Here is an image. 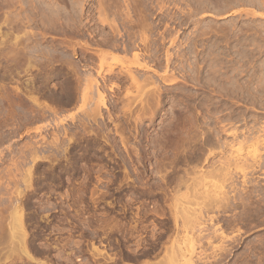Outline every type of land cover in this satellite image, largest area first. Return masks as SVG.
Here are the masks:
<instances>
[{
    "label": "rangeland",
    "instance_id": "374dc122",
    "mask_svg": "<svg viewBox=\"0 0 264 264\" xmlns=\"http://www.w3.org/2000/svg\"><path fill=\"white\" fill-rule=\"evenodd\" d=\"M97 1L0 0V264H37L31 256L44 264H175L168 254L177 251L172 240L184 235L174 225L184 207L203 210L202 258L220 256L226 246L231 252L221 264H264V0H137L134 7L150 11L146 26L157 42L142 60L151 68L132 69L142 74L141 81L149 76L159 84L141 90L147 99L134 85L113 78L105 88L109 110L102 107L94 120V106L63 99L65 76L45 80L44 59L34 48L49 50L62 41L90 46L87 39L58 31L80 24L93 30ZM2 40L14 53L1 46ZM17 52L23 54L20 67ZM167 55L173 59L170 69ZM81 58L78 54L75 62ZM171 78L176 81L167 84ZM112 84L120 89L111 90ZM158 88L165 91L159 108ZM17 92L23 99L36 96L59 114L47 109L49 119L41 123L34 113L16 114L8 100ZM148 101L149 111L156 106L159 112L153 119L148 107L142 109ZM194 168L205 171L208 181L214 178L210 189H216L217 199H229L226 211L212 213L204 200H176L177 186L193 177ZM218 179L224 187L216 185ZM94 248L112 260L98 257Z\"/></svg>",
    "mask_w": 264,
    "mask_h": 264
},
{
    "label": "bare ground",
    "instance_id": "6f19581e",
    "mask_svg": "<svg viewBox=\"0 0 264 264\" xmlns=\"http://www.w3.org/2000/svg\"><path fill=\"white\" fill-rule=\"evenodd\" d=\"M80 1V0H79ZM85 1V0H83ZM98 8L97 9H94V29L90 30V29H86V25H81L80 22H79V26H77V28H73V30L69 31L68 30H65L63 27L59 29V33L63 34V35H66V34H70L71 36H73L74 38H83L84 39H87L88 40V44H89V41L91 42V44H93L92 48H94V52H92V49H91V44L90 46H88L87 44H82L84 42H73V41H65L62 43H52V45L49 46V50L47 48L45 49H40V45H38L37 47L34 48V52L36 53H39L42 55L43 57V68H45V71H46V78L45 80L46 81H49L50 79L52 78H56V77H60V76H65L66 77V85L63 87V85H60L62 86L60 89H61V93L62 94V97L64 100H66L67 104H72V103H75L77 102L79 99L82 101V102H87L90 107L91 106H94L93 108V112H92V116H93V113H94V120H96V118H98V116H101V108L103 107L104 109H108V103L109 101L107 99H109L106 95V89L105 88L108 86V84L113 80V78H115L116 80L120 81L121 83L123 84H127V82H129L130 84H132V87L133 85L139 89V95H145L146 97V93L143 94L142 91L144 92L145 88L150 85V84H159L158 81H155L154 78L153 79H146L148 77H145V79L143 81H141V79L139 77L142 76V74L139 75V77L137 76V74H135L134 72V68H141L142 69H146L149 70L151 67L146 64L145 62L143 63L142 60L144 61V58H145V52L146 53H149L150 52V44L154 43V42H157V41H153L151 40V35H150V29L147 28V15L145 14L146 12H143L142 10H138V8L134 7L135 4L138 2L137 0H98ZM11 3V2H10ZM80 3V2H79ZM86 3V2H85ZM78 4V3H77ZM76 4V5H77ZM10 5V4H8ZM85 5V4H84ZM139 5V4H138ZM137 5V6H138ZM81 7H83V2H82V5L80 4ZM139 7V6H138ZM95 8V7H94ZM124 8V9H123ZM140 8V7H139ZM62 9V8H61ZM77 9V8H76ZM84 9V7H83ZM163 9V8H162ZM63 11V10H62ZM84 11V10H83ZM85 12V11H84ZM83 12V13H84ZM91 12V10L89 11ZM150 12V11H149ZM148 12V13H149ZM77 13V12H76ZM147 13V14H148ZM70 14V13H69ZM92 14V12H91ZM89 14V15H91ZM7 15V14H6ZM86 15V14H85ZM88 15V16H89ZM152 15V14H150ZM84 15H82V18H83ZM70 17V16H69ZM92 17V16H91ZM65 18V17H64ZM7 19V18H6ZM5 19V20H6ZM84 19V18H83ZM90 19V18H88ZM150 19V18H149ZM8 20V19H7ZM11 20V18L9 19V21ZM8 21V22H9ZM83 21V20H82ZM81 21V22H82ZM91 21V19H90ZM87 22H89L88 20H86V24ZM92 22V23H93ZM84 23V22H83ZM60 24V23H59ZM74 24V23H73ZM151 25V23H148ZM149 27V26H148ZM153 28V26H151ZM107 28H110V30L108 31ZM68 29V28H67ZM12 30V29H11ZM153 30V29H151ZM154 33V32H153ZM11 34V32H10ZM5 35V34H3ZM62 36V35H61ZM6 37V35H5ZM80 37V38H79ZM93 37H94V40H93ZM74 40V39H73ZM11 41V40H10ZM153 41V42H152ZM174 42V40H172ZM87 42V41H86ZM172 42V43H173ZM11 43V42H10ZM8 43H6L5 40H2L1 41V46L2 47H5L7 50H10V52H13V47L11 48L10 45L9 47L7 46ZM15 44V43H13ZM12 44V45H13ZM155 44V43H154ZM171 45V44H170ZM154 46V45H153ZM163 48V46H162ZM3 49V48H2ZM5 49V51H6ZM156 49V48H155ZM168 50H170L169 48H167ZM158 50V49H156ZM160 51V50H159ZM164 51V50H163ZM1 52V51H0ZM68 52H71V55H65L67 54ZM152 52H155V51H152ZM157 52V51H156ZM4 53V52H3ZM8 53V52H6ZM14 53V52H13ZM160 53V52H158ZM162 53V52H161ZM25 54L27 53H24V56H26ZM81 55L82 58H81V61L79 62H75V59L77 57V55ZM151 54V53H150ZM153 54V53H152ZM156 54V53H154ZM4 55V54H3ZM6 55H9V54H6ZM5 55V56H6ZM14 54H12L13 56ZM17 55V59L15 62H17V65L18 67H20L21 65V59L23 57V54H21V52H17L16 53ZM131 55L132 56V59L129 60L128 59V56ZM148 55V54H147ZM146 55V57H147ZM158 55V54H156ZM155 55V56H156ZM36 56V55H35ZM130 56V57H131ZM150 56V55H149ZM148 56V57H149ZM161 56V55H160ZM26 57H29L28 55ZM32 57V56H31ZM144 57V58H143ZM150 58V57H149ZM162 58V57H161ZM32 59V58H31ZM171 57L170 55H167L166 56V61L167 62V68H169V64L171 62ZM23 60V59H22ZM29 61L30 58H28ZM34 60V59H33ZM152 59H150L151 61ZM163 60V59H161ZM161 60H158L160 61V63L162 62ZM173 60V59H172ZM36 61V60H35ZM34 61V62H35ZM146 61V60H145ZM33 62V61H32ZM38 62V61H37ZM147 62V61H146ZM152 62V61H151ZM42 63V62H41ZM154 63V62H152ZM160 63H158L160 65ZM164 62H162L161 64H163ZM30 64V63H29ZM151 64V63H150ZM166 64V63H165ZM174 64V63H173ZM13 65V64H11ZM42 65V64H41ZM152 65H155L152 64ZM157 65V64H156ZM14 66V65H13ZM164 66V64H163ZM163 66L160 65V67H162L163 69ZM173 66V65H172ZM39 67V66H38ZM134 67V68H133ZM155 67H159L158 65L155 66ZM153 67V68H155ZM41 68V67H40ZM133 68V69H132ZM165 68V67H164ZM160 69V68H158ZM166 69V68H165ZM19 70V69H18ZM38 70V69H37ZM153 70V72L156 70L157 71V68L155 69H151ZM172 70V69H171ZM94 73H93V72ZM159 71V70H158ZM170 71V70H169ZM40 72V71H39ZM44 72V71H43ZM84 72H89L88 74H84ZM163 72V71H162ZM156 72H154L155 74ZM160 73V72H159ZM159 73H156L155 76L158 74L161 76V74ZM153 74V75H154ZM163 74V73H162ZM173 74V73H172ZM146 75V74H145ZM165 75V74H164ZM168 76V75H167ZM151 77V76H150ZM159 77V76H158ZM161 77H164V76H161ZM166 77V76H165ZM162 78L163 80L165 79ZM170 78V77H169ZM40 79V78H39ZM111 80V81H110ZM116 80H114L116 82ZM150 80H154V82L150 81ZM174 80V78H173ZM172 80V78L170 80L167 81L166 79V83L168 84H172L174 83ZM176 81V80H174ZM114 82V83H115ZM165 82V80H164ZM21 83V84H19ZM120 83V84H121ZM165 83V84H166ZM18 85H22V82H18L17 83ZM125 84V85H126ZM129 84V85H130ZM166 84V85H167ZM117 84H112L111 86V90L113 88H116L118 86H116ZM119 85V83H118ZM116 86V87H114ZM151 86V85H150ZM149 86V87H150ZM158 87V85H156ZM172 86V85H171ZM20 88H22L21 86H19ZM25 87V86H24ZM120 87V85H119ZM118 87V88H119ZM131 87V86H130ZM131 87V89H132ZM134 87V89H135ZM155 87V88H157ZM26 89L28 87H25ZM123 88V87H122ZM148 88V87H147ZM146 88V90H147ZM17 89V88H15ZM19 89V88H18ZM23 89V88H22ZM21 89V90H22ZM40 89V88H39ZM120 89V88H119ZM130 90V88H128ZM137 89H135L136 91H138ZM25 90V89H24ZM49 91L51 90L50 88L48 89ZM47 90V91H48ZM122 90V89H121ZM120 90V91H121ZM128 90V91H129ZM142 90V91H141ZM157 90V89H156ZM155 90V100L157 101V104L159 106H157L158 108L160 107V103H162V94H161V91H164V90H161L160 91V88H158V90L156 91ZM17 91V90H16ZM19 91V90H18ZM23 91V90H22ZM33 91V90H32ZM42 91V90H40ZM110 91V90H108ZM131 91V90H130ZM134 91V90H133ZM150 93H151V89L149 90ZM167 91V90H166ZM26 92V91H25ZM53 92V91H52ZM51 92V93H52ZM56 92V91H55ZM114 92V90H113ZM152 92H153V89H152ZM165 92V91H164ZM27 93V92H26ZM26 93H24L26 95ZM29 93V91H28ZM38 94V92H35ZM41 93V92H40ZM112 93V91H111ZM136 93V92H135ZM167 93V92H166ZM17 96L11 100H8L11 105V108H13L12 110H14V112L16 114H22L24 113L25 115V112L27 114H32L34 113L36 119L39 120V122L41 123L42 121L40 120H44L46 115H48L49 113H47V109H48V112H52L53 109L50 108H47L45 106L42 105V103H40L39 101V98L37 99L36 96L34 97H31L33 94H31V92L29 94H31V100L30 99H23L21 97V93L17 92ZM44 94V93H43ZM128 94H132V92H128ZM134 94V93H133ZM149 94V93H148ZM154 94V92H153ZM11 95V94H10ZM14 95V94H13ZM8 96V95H7ZM27 96V95H26ZM127 96V95H126ZM130 96V95H129ZM128 96V97H129ZM132 96V95H131ZM151 96V95H150ZM149 96V97H150ZM9 97V96H8ZM11 97V96H10ZM13 97V96H12ZM29 97V98H30ZM43 97V96H42ZM119 97V96H118ZM124 98L127 100V99H130V98ZM140 96H137L134 97V98H138ZM25 98V97H24ZM112 98V97H110ZM114 98V97H113ZM133 98V97H132ZM133 98V99H134ZM148 99V97H146ZM144 98L143 101H146L147 99ZM164 98V97H163ZM5 99V98H4ZM8 99V98H6ZM122 100L123 97L121 98ZM120 99V100H121ZM133 99H130L131 101ZM150 99V98H149ZM165 99V98H164ZM39 100V101H38ZM110 100V99H109ZM113 100V99H112ZM129 101L130 105L129 108H131V102ZM151 99L150 103H154L155 101ZM42 101V100H41ZM2 102V101H1ZM133 102L136 103V101H132V105H133ZM165 102V101H164ZM78 103V102H77ZM112 103V102H111ZM117 103V102H116ZM128 103V102H127ZM142 103V101H141ZM145 103H148V105L146 106ZM144 105L145 107L142 108V109H146V111L151 108L149 106H151V104H149V101L148 102H145ZM155 104V103H154ZM46 105V104H44ZM112 105V104H111ZM143 105V103H142ZM166 106V104H165ZM49 107V106H47ZM134 107V106H133ZM6 108V107H5ZM156 108V106L152 107L151 109V112L149 113V115L151 116V118L153 119L158 112V109H154ZM163 108V107H162ZM128 109V108H127ZM7 110V109H6ZM92 110V109H91ZM109 110V109H108ZM163 110V109H162ZM166 110V109H165ZM173 110V109H172ZM9 111V110H8ZM103 111V110H102ZM147 111V112H148ZM153 111V112H152ZM160 111V109H159ZM54 115H57L56 113L59 114L58 111H56L55 113V110H53ZM109 112V111H108ZM126 112V110H125ZM130 112V111H128ZM161 112V111H160ZM104 113V112H103ZM142 113V112H141ZM145 113V112H144ZM172 113V112H171ZM8 114V113H7ZM14 114V116L16 115ZM50 114V116L52 115ZM61 114V113H60ZM118 114V113H117ZM9 115V114H8ZM11 115V114H10ZM104 115V114H103ZM133 115V114H131ZM141 115V114H140ZM140 115L138 114L137 116L140 117ZM159 115V114H158ZM7 116V115H6ZM19 116V115H18ZM17 116V117H18ZM27 116V115H26ZM49 116V115H48ZM149 116V118H150ZM11 117V116H10ZM54 118H56L55 116H53ZM138 117V118H139ZM147 117V116H146ZM15 117H13L14 119ZM48 118V117H47ZM46 118V119H47ZM51 118V117H50ZM102 118V119H101ZM100 120H103L104 117H101ZM145 118V116H144ZM150 118V119H151ZM29 119V118H28ZM32 121L34 120L32 117H31ZM46 119H45V122H46ZM49 119V118H48ZM47 119V120H48ZM69 119V118H67ZM137 119V118H136ZM141 119V118H140ZM139 119V120H140ZM151 119V120H152ZM12 120V119H11ZM55 120V119H54ZM72 120H74L72 118ZM99 120V119H98ZM111 120V119H110ZM133 120H135L133 118ZM138 120V119H137ZM135 120V121H137ZM30 120V122H32ZM61 123H62V120H60ZM143 121V120H142ZM141 121V122H142ZM10 122V121H9ZM26 122V121H25ZM38 122V123H39ZM104 122V120H103ZM139 122V121H138ZM136 122V123H138ZM155 122V121H154ZM29 123V122H28ZM34 123V122H32ZM36 123V122H35ZM98 123V122H97ZM30 124V123H29ZM63 124V123H62ZM140 124V122H139ZM137 124V125H139ZM100 125V124H99ZM141 125V124H140ZM151 125V124H150ZM177 125V124H175ZM29 126V125H28ZM37 127V126H36ZM140 127V126H139ZM143 127V126H142ZM22 128V127H21ZM144 128V127H143ZM172 128H175L174 126L171 127ZM177 128V126H176ZM36 129V128H35ZM39 129H41L39 127ZM44 130V128H42ZM38 130L40 133L41 131L43 130ZM66 130V128H64ZM102 129V128H101ZM136 129V128H135ZM181 129V128H180ZM185 129V128H183ZM37 131V130H35ZM64 131V130H62ZM61 131V132H62ZM70 131V130H69ZM68 131V133H69ZM174 131V130H173ZM172 131V133H173ZM66 132V131H65ZM118 132V131H117ZM139 132V131H138ZM185 132V131H184ZM136 133V132H135ZM141 133V132H140ZM62 134V133H61ZM66 134V133H65ZM71 134V132H70ZM100 134V133H99ZM98 134V135H99ZM123 134V133H122ZM125 134V133H124ZM182 134V133H181ZM184 134V133H183ZM187 134V133H186ZM42 135V134H41ZM60 135V133H59ZM63 135V134H62ZM95 135V134H94ZM106 135V134H105ZM169 135V134H168ZM57 136V135H56ZM61 136V135H60ZM67 136V135H66ZM69 136V135H68ZM136 136H138L136 134ZM135 136V137H136ZM145 136V135H144ZM120 137H123L120 135ZM177 137V136H176ZM183 137V135H182ZM107 138V137H105ZM126 138V137H125ZM125 138H123V142H125ZM140 138V137H139ZM57 140H59L58 138H56ZM129 139V138H128ZM45 140V139H44ZM56 140V141H57ZM139 140V139H138ZM182 141V138L179 139V141ZM186 140V139H184ZM116 141V140H115ZM141 141V140H140ZM139 141V142H140ZM111 142V141H110ZM121 142V145H123ZM138 142V143H139ZM166 142V141H165ZM178 142V141H177ZM186 142V141H185ZM58 143V142H57ZM129 143V141H128ZM171 143V142H170ZM208 143L209 144H212L213 143V140L212 138H209L208 139ZM108 144V143H107ZM114 144V143H113ZM116 144V143H115ZM131 144V143H130ZM180 144V143H179ZM126 145H128L126 143ZM141 145V144H140ZM204 145V144H203ZM114 146V145H113ZM125 146V145H123ZM122 146V147H123ZM132 146V145H131ZM127 147V146H126ZM125 147V148H126ZM130 147V146H129ZM138 147V146H137ZM115 148V146H114ZM132 149V148H131ZM136 149V148H135ZM140 149V148H138ZM37 150V149H36ZM127 150V148H126ZM134 150V149H133ZM137 150V149H136ZM24 151V150H23ZM22 151V152H23ZM32 151V150H31ZM138 151V150H137ZM30 152V151H29ZM27 152V153H29ZM35 152V150H34ZM32 151V153H34ZM39 152V151H38ZM129 152V151H127ZM31 152L29 153L30 155L32 154ZM133 153V152H132ZM211 153V152H210ZM22 154V153H21ZM20 154V155H21ZM24 154V153H23ZM139 154H140V150H139ZM159 154V153H158ZM33 155V154H32ZM35 155V154H34ZM155 155V154H154ZM210 155V154H209ZM213 155V154H211ZM140 156V155H139ZM22 157V156H21ZM25 157V156H24ZM29 157V156H28ZM27 157V158H28ZM192 158V157H191ZM206 158V156H205ZM209 158V157H207ZM135 159V158H134ZM139 159V158H138ZM137 159V160H138ZM231 160V158H230ZM138 161H142V160H138ZM207 161V159H206ZM136 162V161H135ZM208 162V161H207ZM206 162V163H207ZM232 162V161H231ZM141 163V162H140ZM139 163V164H140ZM160 163V162H159ZM205 163V162H204ZM231 164V163H229ZM203 165V164H202ZM205 165V164H204ZM196 167V166H195ZM215 167V166H214ZM199 168V167H198ZM201 168V166H200ZM202 170H203V167H202ZM202 170H198L196 168L192 169V171L189 173L191 174L193 177L190 178L191 176H187V180L186 181H180V185H178V191H177V197H176V200L178 201H184L185 199H199L200 200H204L206 201V207H207V210L212 212L213 210L215 211H218V212H224L226 211L227 207L229 206L227 203L229 201H227V198H226V195L224 197V199H217L216 196L213 194L214 192H217L215 191L216 187H214V192L210 189V182L213 181L214 182V178L213 180H210L208 181L207 179V175H206V172L205 171H202ZM206 170V169H205ZM213 171V170H211ZM216 171V170H215ZM214 171V172H215ZM207 172H210L207 171ZM187 173V172H186ZM188 174V173H187ZM215 175V173H214ZM213 175V176H214ZM218 175V174H217ZM209 176V175H208ZM216 176V175H215ZM184 177V176H183ZM210 177H211V173H210ZM217 179V178H216ZM215 179V181H216ZM221 180L222 179H218V182L221 183ZM102 181V180H101ZM99 182V181H98ZM191 182V183H190ZM218 182H216V185H223L222 182L221 184H219ZM178 184V182H177ZM213 186V184H212ZM215 186V185H214ZM219 187V186H218ZM224 187V185L222 186ZM159 188V187H158ZM184 188L186 189L187 192H181V189ZM218 189V188H217ZM220 189V188H219ZM224 189V188H222ZM221 193L223 192L220 191ZM220 193V194H221ZM217 195V194H216ZM219 195V194H218ZM224 196V195H223ZM223 196H220L223 197ZM219 197V196H218ZM136 198V197H135ZM135 200V199H134ZM190 200V201H191ZM178 201V202H179ZM210 201H213L211 203H209ZM202 202V201H201ZM180 203V202H179ZM182 203V202H181ZM189 203V202H188ZM214 203V204H213ZM213 204V205H212ZM188 207H184L182 209H180V214L178 213L177 216L175 215L174 217V225H175V228L177 230V233H180V232H183V236H176L175 237V240H172L174 241L173 244H172V247L173 248H177V251L176 250H172L170 251V253L168 254V259L171 260V263L175 262V264H221L222 262H224L225 258H224V253L226 252V254H230L231 251H229L226 246H223L221 248V252L223 251V254L219 256V254H215L213 255L211 258L210 257H207V258H202L204 256H202L203 253H205V251L200 255L198 252V249L199 247L201 246V242L203 239L206 240V238H204L205 236H203V231H205L204 229V225H205V221L204 220V216H203V210H201L200 212H196V211H193V210H190V209H187ZM206 210V211H207ZM213 213V212H212ZM182 214V215H181ZM20 217V216H19ZM215 219V218H214ZM212 220V219H211ZM210 220V221H211ZM23 219L22 218H19V225L23 224L22 223ZM214 221V220H213ZM213 223V222H212ZM220 225V224H218ZM23 225H21L22 227ZM215 227V226H214ZM207 228V226H206ZM213 228V226H212ZM210 229V228H209ZM216 229V228H215ZM197 230H200L201 233L198 231L199 235L196 234V231ZM211 230V229H210ZM209 230V231H210ZM219 231V228L217 229ZM220 231L222 235H224V231L220 228ZM207 232V230H206ZM216 232V231H215ZM196 234V236H195ZM181 235V234H180ZM209 235V234H208ZM207 237V236H206ZM174 238V237H173ZM208 239V238H207ZM229 240L231 241V238H229ZM207 241V240H206ZM210 240H208V243H209ZM161 242V241H160ZM212 243V241H211ZM209 243V244H211ZM203 244H204V241H203ZM166 248V246H165ZM169 247L167 246V249ZM172 248V249H173ZM94 252L95 254L98 256V257H108L109 260H112L111 256L107 254L106 251H102V250H99V248H94ZM65 253V252H64ZM167 253V252H166ZM67 254V253H66ZM209 253H207L208 255ZM128 255V254H127ZM165 256V255H164ZM209 256V255H208ZM68 258V257H67ZM136 258V257H135ZM140 259V257H137V259ZM224 258V259H223ZM33 262H36L37 264H44V263H39L36 259L30 258ZM138 259V260H139ZM207 259H209L210 261H208ZM136 260V261H138ZM142 260V259H141ZM161 260V259H160ZM159 260V261H160ZM164 260V259H163ZM167 260V259H166ZM165 260V262H166ZM203 260H205V262H203ZM173 261V262H172ZM149 262V261H147ZM158 262V261H157ZM145 263V262H144ZM156 263V262H155ZM154 263V264H155ZM160 263V262H159ZM164 263V262H163ZM167 263V262H166ZM165 263V264H166ZM147 264V263H146ZM158 264V263H157ZM161 264V263H160Z\"/></svg>",
    "mask_w": 264,
    "mask_h": 264
}]
</instances>
